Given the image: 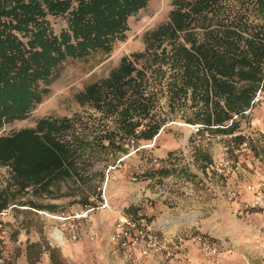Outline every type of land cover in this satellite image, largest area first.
I'll return each mask as SVG.
<instances>
[{
	"label": "trees",
	"instance_id": "16d2710c",
	"mask_svg": "<svg viewBox=\"0 0 264 264\" xmlns=\"http://www.w3.org/2000/svg\"><path fill=\"white\" fill-rule=\"evenodd\" d=\"M151 1L0 0V131L36 112L66 61L111 53L125 41L131 18ZM143 42L142 52L123 57L108 77L76 95L81 106L111 119L112 127L102 124L103 132L93 136L92 126L74 114L0 135V167L10 171L8 185L0 184V214L28 191L62 197L57 193L69 181L92 191L84 206L93 196L102 201L101 184H92L99 173L89 171L98 156L125 153L132 141H153L177 114L197 126L199 136L228 138L235 162L244 144L264 162V151L242 130L264 94V0H172L168 20L147 30ZM173 156L170 151L167 163ZM194 157L204 172L214 166L202 146ZM173 171L163 162L141 178L162 181ZM26 203L21 206L51 209ZM141 210L131 204L125 213ZM26 251L30 264H39L45 253L50 264H68L44 238L27 241Z\"/></svg>",
	"mask_w": 264,
	"mask_h": 264
},
{
	"label": "rangeland",
	"instance_id": "374dc122",
	"mask_svg": "<svg viewBox=\"0 0 264 264\" xmlns=\"http://www.w3.org/2000/svg\"><path fill=\"white\" fill-rule=\"evenodd\" d=\"M171 1L152 0L145 9L133 16L130 20L127 39L116 43L111 53L99 51L84 59L66 61L59 77L52 85L48 99L30 118L7 125L0 131V135L22 128L34 127L36 122L42 118L72 117L74 114H79L85 122H88L89 126H92L90 130L94 133L93 136L103 132L102 124L112 127L111 119H104L100 112L89 106H81L76 100V95L83 91L87 85L108 77L111 71L118 67L123 57L142 52L145 48L144 33L168 20ZM141 65L142 63L139 64V66ZM262 95L263 99L251 112L250 122L244 121L242 125L243 133L255 141L261 152L264 151V94ZM164 102L165 99L160 105L161 112H166ZM179 116L177 114L170 120L151 142L142 141L134 149L126 147L127 152L114 156L111 153H102L98 156L99 158L89 168L91 173H99L92 184H101L102 196L109 194V191L111 192L110 197L115 196L109 198L107 195L108 199L104 197L110 207L100 208L96 205L98 208L90 218L100 211L108 210L116 215V218L113 219L115 224L122 216L127 215L125 213L127 207L131 204L139 205L142 210L137 215L130 217L137 218L140 214L145 216L154 235H167L174 238L177 234H181L187 240L193 234H200L218 245L223 253L227 249V245H224L222 240L212 237L207 231H200L199 223L204 220L203 224L209 226L208 220L213 216L232 214L245 227L244 223L246 224L250 219L247 218V213H260L261 216H253L255 220L252 217L253 222H260L264 214L260 211H247L245 204L252 203L258 191H264V186L259 184H263L264 162L255 158L248 148L239 152V161L235 162L228 154L226 144L228 138L214 137L208 133L199 136L197 135V126L186 124ZM197 146H202L210 153L215 169L211 167L204 172L199 162L195 161V147ZM170 151H174L173 161L167 163ZM122 158L124 161L121 167H116ZM163 162L174 170L169 177L162 181L141 178L147 170L153 166L162 165ZM218 167L224 171L219 172ZM108 170L115 174L116 180L105 182L104 179L102 181ZM238 180L249 186V193H247L250 194L252 200L248 203H235L239 197ZM9 182V169L0 167L1 186L6 187ZM120 191L124 198L119 197ZM229 191L238 193L237 198L233 201L228 198ZM59 193L63 194L62 197L54 198L34 196L32 191H28L27 194L17 195L14 204L7 209V212L0 214V264H30L27 260L26 244L27 241L33 242V237L44 238L49 245L58 247L67 263L74 264L63 254L62 247L65 243L60 244L51 238V233L61 224L57 218L52 216L78 212L84 206L85 197L92 191L87 186L78 187L69 181L61 185V190L57 194ZM247 193L245 196H248ZM92 198L97 199L96 196ZM241 198L242 196L240 200ZM29 201L50 206L51 209L37 210L30 205L21 206ZM87 224L88 221L83 222L82 234L87 228ZM107 232L106 229L98 232V235L101 234L100 238L102 239L108 235ZM98 235L96 236L98 237ZM114 247L116 252L113 250L109 252L103 246L99 247L97 252H101V257L97 255L88 264H182L190 253V258L196 264H201L202 259L196 253L201 251L193 243L185 244L181 250L175 252V256L172 258H168L164 254L152 253L150 256H154V258L146 259L147 257L140 256V259L135 255V252H125L116 245ZM45 255L47 254L42 255L39 264ZM204 258H207V261L210 259L216 264L211 258L206 256ZM77 262L75 264H78ZM84 262L85 257L81 256L79 263L84 264ZM234 262L235 264L242 263ZM207 264L209 263L207 262Z\"/></svg>",
	"mask_w": 264,
	"mask_h": 264
},
{
	"label": "crops",
	"instance_id": "0c3cea01",
	"mask_svg": "<svg viewBox=\"0 0 264 264\" xmlns=\"http://www.w3.org/2000/svg\"><path fill=\"white\" fill-rule=\"evenodd\" d=\"M238 182L239 184L237 190L239 193V197L237 198L235 203H248L250 200H252V197H250V194H248L249 186H246V184H242V182H240L239 180ZM258 183L259 182H257V184ZM259 184L264 186V179L263 184ZM110 193V191L109 194L105 193L106 195H104V197L113 198L115 196L112 195V197H110ZM245 193H247L248 196H245ZM118 195L120 197L123 194L120 191ZM241 196L242 198L240 200ZM253 214L254 213L246 214L248 215L247 218L250 219L246 224L244 223L245 227H243V223H241L239 219L234 218L232 214L213 216L212 218H210V220H208L210 223L209 226H205L203 224L204 220L200 221V231H207L212 237L222 240L221 242L224 245H227V249L222 253L223 264H235L234 261H236L237 263L242 262L240 264H264V217L260 219L261 223L257 221L253 222L255 220L253 216L260 215V213H255L254 215ZM252 217L254 218V220ZM114 218H116V215H114L113 212H109L108 210H105L104 212L100 211L97 214H94V216H92L90 220H88L87 228L84 230L81 238L78 241H72L68 238L66 239L65 244L62 247V251L65 257H67L74 264L76 263V261H78L77 263L80 264L79 258L83 256L85 257L84 264H88L91 263L97 255L101 257V252H97V249L101 246H103V248L105 250H108L109 252L112 250L113 252H116V248L114 247L115 245L111 241V231H113L115 225L113 221ZM106 229L108 231V235L104 233L106 236L104 238L102 237L101 239V234L99 236L98 232ZM109 229H111V231H109ZM96 235H98V237ZM40 239L41 238L39 237H33L32 241L37 242L40 241ZM196 253L202 258L201 264H207V262L209 264L213 263L210 259H208L207 261V258H204V256H202L203 254H200L201 252ZM135 255L139 257L141 256L139 252H135ZM190 257L191 253L189 254V256H187L186 259L183 260L182 264H196ZM241 257L243 259L245 258V260H242ZM150 258H154V256H148L146 259ZM40 264H50L48 255H45Z\"/></svg>",
	"mask_w": 264,
	"mask_h": 264
},
{
	"label": "built area",
	"instance_id": "2783aa9c",
	"mask_svg": "<svg viewBox=\"0 0 264 264\" xmlns=\"http://www.w3.org/2000/svg\"><path fill=\"white\" fill-rule=\"evenodd\" d=\"M262 99L263 95L262 93H259L255 101L259 103ZM126 147L128 149H134L136 146L132 141L130 144H127ZM245 149H247V144L242 146V151ZM123 161V158L120 159L119 164L116 167H121ZM212 168L215 169L214 166ZM218 169L219 172L224 171V169L222 170L219 167ZM116 179L115 174H113L111 170H108L105 174V182ZM237 196L238 193L236 191L228 192V198L231 201L236 199ZM102 198L103 201L101 202H97L95 198H92L89 204L83 206L76 213H61L58 216H52L57 218L61 224L59 228H56L53 233H51V238L60 244H64L67 238L72 241H78L82 235L83 222L88 221L92 213L95 212L98 207H110L108 202L104 199V196H102ZM96 205H98V207ZM250 208H257L262 214H264V191H258L254 196L252 203L245 204V209L247 211ZM6 212L7 210L3 211L1 214ZM111 241L125 252H139L141 256L145 257L150 256L152 253L158 255L164 254L168 258L174 257L175 252L181 250L185 244L193 243L197 245L198 249L204 256L211 258L216 264L222 262V250L206 236L193 234L186 240L181 234H177L174 238L167 235H154L152 233L151 225L142 214L137 218H132L128 215L122 216L114 225L111 234Z\"/></svg>",
	"mask_w": 264,
	"mask_h": 264
},
{
	"label": "bare ground",
	"instance_id": "6f19581e",
	"mask_svg": "<svg viewBox=\"0 0 264 264\" xmlns=\"http://www.w3.org/2000/svg\"><path fill=\"white\" fill-rule=\"evenodd\" d=\"M258 122H259V121H258ZM258 122H257V123H258ZM260 126H261V124H260ZM67 252H68V250H67Z\"/></svg>",
	"mask_w": 264,
	"mask_h": 264
}]
</instances>
